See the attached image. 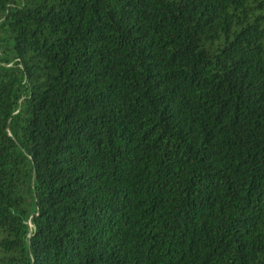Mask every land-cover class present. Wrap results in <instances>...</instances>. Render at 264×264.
Masks as SVG:
<instances>
[{"label":"trees","instance_id":"16d2710c","mask_svg":"<svg viewBox=\"0 0 264 264\" xmlns=\"http://www.w3.org/2000/svg\"><path fill=\"white\" fill-rule=\"evenodd\" d=\"M0 264H264V0H0Z\"/></svg>","mask_w":264,"mask_h":264}]
</instances>
